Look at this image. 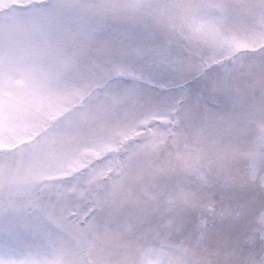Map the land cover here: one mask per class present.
Listing matches in <instances>:
<instances>
[{"label":"snow or ice","instance_id":"1","mask_svg":"<svg viewBox=\"0 0 264 264\" xmlns=\"http://www.w3.org/2000/svg\"><path fill=\"white\" fill-rule=\"evenodd\" d=\"M0 264H264V0H0Z\"/></svg>","mask_w":264,"mask_h":264}]
</instances>
